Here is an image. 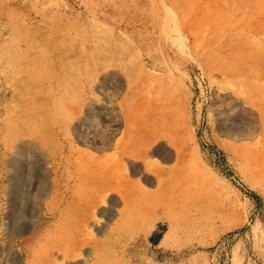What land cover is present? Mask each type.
<instances>
[{
  "label": "rangeland",
  "instance_id": "obj_1",
  "mask_svg": "<svg viewBox=\"0 0 264 264\" xmlns=\"http://www.w3.org/2000/svg\"><path fill=\"white\" fill-rule=\"evenodd\" d=\"M0 264H264V0H0Z\"/></svg>",
  "mask_w": 264,
  "mask_h": 264
},
{
  "label": "trees",
  "instance_id": "obj_2",
  "mask_svg": "<svg viewBox=\"0 0 264 264\" xmlns=\"http://www.w3.org/2000/svg\"><path fill=\"white\" fill-rule=\"evenodd\" d=\"M254 196H255L256 198H259V197H258L257 195H255V194H254Z\"/></svg>",
  "mask_w": 264,
  "mask_h": 264
}]
</instances>
